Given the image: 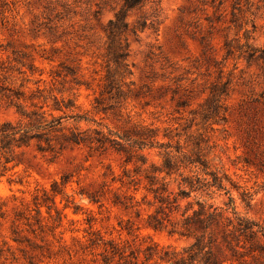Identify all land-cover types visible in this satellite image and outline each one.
<instances>
[{"label": "rangeland", "instance_id": "obj_1", "mask_svg": "<svg viewBox=\"0 0 264 264\" xmlns=\"http://www.w3.org/2000/svg\"><path fill=\"white\" fill-rule=\"evenodd\" d=\"M7 2L0 86L21 97L0 93V122L35 110L48 121L62 118L54 139L78 130L91 141L65 144L56 155L32 145L7 165L0 264H167L150 254L180 251L192 239L170 235L166 221L161 231L148 226L157 204L145 176L166 152L179 172L189 170L186 158L206 164L238 215L264 229V0H143L119 34L125 69L106 57L105 28L118 0L101 8L95 0ZM225 42L259 52L249 61L239 51L227 56ZM102 137L115 141H95ZM167 189L176 192V184ZM201 200L225 208L228 196ZM185 206L179 202L180 211ZM95 236L117 255L103 260L102 247L89 248ZM239 244L236 254L221 246L219 261L264 264L261 233Z\"/></svg>", "mask_w": 264, "mask_h": 264}, {"label": "trees", "instance_id": "obj_2", "mask_svg": "<svg viewBox=\"0 0 264 264\" xmlns=\"http://www.w3.org/2000/svg\"><path fill=\"white\" fill-rule=\"evenodd\" d=\"M97 8H101L106 0H95ZM120 8L115 13L113 21H109L105 28L106 33V57L109 64H113L118 69H125L124 63L127 44L119 38L120 33L127 31L128 25L123 23V19L127 12L139 10L143 7V0H118ZM7 0H0V7L6 6ZM95 14L99 10L94 11ZM146 21L136 22L138 26H145ZM153 23L149 22V27ZM135 34L134 27L130 29ZM243 46L237 47L236 50L230 43H224V50L227 56H234L235 51H239L247 61L252 60L258 50L249 48L242 49ZM263 55V52H260ZM112 82H110L111 84ZM4 93L6 97L21 96L10 94V90L0 86V93ZM225 93L224 90H218L217 95ZM62 118H52L47 120L44 114H39L35 110L26 114L21 113V118L15 121L0 122V167L3 175L7 170V165L14 162V157L18 152L30 148L32 145L36 147L39 153H50L56 155L61 151L65 144L79 145L91 141L84 135V132L78 130L69 131L68 134H59L55 139L53 133L58 132L57 126ZM89 139V140H88ZM121 139V138H120ZM109 138H100L95 141L103 143ZM90 143V142H89ZM142 146H140L141 148ZM165 163L161 167L150 166L151 170L147 179L146 191L153 195L154 203L157 207L151 215L148 216V226L153 230L166 228L164 222H169L171 230L170 235L178 234L179 236L192 239V243L180 251L161 249L154 250L150 257H154L160 262L167 264H223L216 256L217 252L222 251L224 246L231 253L236 254L237 248L242 247L239 243L244 239L256 236L261 233L264 237V229L254 224L245 217L239 216L235 211L234 201L229 196V190L223 184V179L216 175L215 172H206L208 170L206 164L197 160H186L185 168L190 167L187 173L185 170L179 172L180 168L176 167V163L172 160L170 153H165ZM143 164L145 162H142ZM190 165V166H188ZM201 167V168H200ZM201 169L208 178H201L196 170ZM225 179V176H224ZM166 180H169L168 182ZM170 182L176 184L177 191L171 192L167 189ZM166 194V195H165ZM227 195L228 201L224 203L225 208L209 204L207 201L201 200L206 196L209 200L216 195ZM186 201L185 208L180 211L179 202ZM196 206V208H194ZM231 216H230V215ZM171 215L175 218L171 219ZM219 240V241H217ZM89 248L102 247L105 255L102 259L106 260V252L117 255V248L110 242H103L99 237L89 239ZM259 251L264 253V248L259 247ZM119 260L122 259V253L118 254ZM230 264L232 259L230 258Z\"/></svg>", "mask_w": 264, "mask_h": 264}]
</instances>
